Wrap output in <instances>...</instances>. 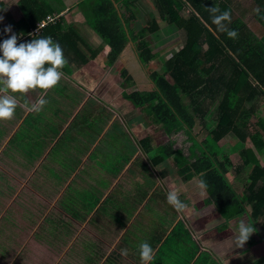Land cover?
<instances>
[{
    "label": "crops",
    "instance_id": "0c3cea01",
    "mask_svg": "<svg viewBox=\"0 0 264 264\" xmlns=\"http://www.w3.org/2000/svg\"><path fill=\"white\" fill-rule=\"evenodd\" d=\"M77 22L80 24L81 20ZM84 28L92 40L97 38ZM24 31L21 26H13L17 36L25 35ZM10 35L0 34V43ZM104 55L102 51L90 60V68L86 70L75 66L67 72L62 70L68 87L57 85L46 93L40 89L27 94L8 93L16 96L19 106L11 120H0V264H141L138 245L142 241L150 243L155 250L150 264H175L171 259L179 264H234L239 257L238 250L226 247L230 251L226 258L221 252L225 247L221 229L227 222L216 221V209L198 210L201 203L193 196L194 189L180 183L186 192L182 201L187 208L183 212H171L167 219L169 212L162 209L163 201L159 197L156 202L152 196L157 194L154 191L158 186L163 188L160 184L155 185L144 203L140 198L138 201L123 200L136 194L137 187L145 189L141 186L145 176L138 174L140 165L136 161L139 156L135 158V152L139 150L126 154V149H122L125 148L124 139L122 148L117 142L120 124L125 122L120 112L121 104H125L129 114L136 115L133 118H140L139 111L122 97L123 92L129 88L133 91L135 86L122 88L120 74L114 72L121 61L127 63L130 53H121L109 66ZM128 61L131 65L130 58ZM132 70L142 75L137 68ZM93 71L94 77L86 79V73ZM41 95L48 104L39 113L30 111L31 103ZM104 103L108 105V113L101 116L99 108ZM114 124L116 130L107 138L106 130ZM155 128L152 125L149 133L141 138L146 139L143 143L137 144L136 135L130 133L129 140L135 143L133 147L141 150L139 155L147 156L148 149L160 146L149 145L151 139L159 137ZM68 130L71 134L60 142ZM107 159L111 160L110 167H107ZM148 169L157 172L153 167ZM168 175L171 173L164 178L157 176L166 185L170 182ZM105 176L112 179L125 176L127 180L124 185L120 179L114 184ZM101 180L104 183L100 184ZM58 188L59 192L54 193ZM22 189H27L26 205L24 198L18 197L23 194ZM55 197L65 211L57 210L47 216L45 203ZM10 202L17 205L11 206ZM35 203L41 211L33 217L34 213L28 209ZM149 208L154 209L151 213L154 218L161 219L162 229L158 234L157 229L144 220V210ZM241 218L250 223L249 215ZM113 221L120 224L111 225ZM237 221L236 216L233 217L228 221L229 226L236 224L238 227L240 221ZM127 235L129 239H125ZM251 236L262 242L263 252V255L252 252L251 259L262 258L259 264H264V240L255 232ZM123 248L128 250L127 256L121 255ZM251 250L246 249L248 253ZM248 260L247 257L246 263Z\"/></svg>",
    "mask_w": 264,
    "mask_h": 264
},
{
    "label": "trees",
    "instance_id": "16d2710c",
    "mask_svg": "<svg viewBox=\"0 0 264 264\" xmlns=\"http://www.w3.org/2000/svg\"><path fill=\"white\" fill-rule=\"evenodd\" d=\"M217 1L155 0L161 21L157 18L146 21L139 19L135 0H74L73 8L81 14L79 24L61 15L66 10L63 0H19L23 15L14 25L21 26L24 34H28L45 22L39 34L28 38V42L51 36L61 45L67 59L62 69L65 72L73 66L90 68L88 62L102 51L108 66L125 51L133 55L137 69L142 72L138 85L146 90L123 92L122 97L139 108L142 118L153 120L164 133L171 135L175 130L184 129L192 142L190 157L171 144L148 149L150 165L164 178L171 171L167 166L160 169L159 166L174 164L181 183L194 189L193 196L201 203L198 210L216 209V221L227 222L221 229L225 246L221 252L226 258L230 253L226 247L232 246L242 255L246 249L260 244L251 236L243 247L236 245L237 226L231 227L228 222L235 216L241 221L242 215H249L256 235L264 240V164L260 161L264 149V104H255L258 98L264 97V35L254 38L239 18L246 10L241 5L243 0H222L221 6L216 5ZM251 1V11L259 9L255 18L264 26V0ZM229 4L241 15H235ZM213 6L221 12H231L227 27L238 32L237 38H230L213 23L209 11ZM187 9H190L187 16H180ZM84 26L97 38L92 40ZM181 30L186 36L184 47L166 59L153 46L151 37L165 32L169 43ZM118 67L124 69L119 72L121 87L136 86L138 80H132L125 72L130 65L121 61ZM228 136L243 145L234 163L227 157L228 148L223 149ZM150 171L143 172L141 186L152 181ZM58 192L59 188L54 190ZM154 192L157 193L152 195L154 198L167 199L161 186ZM144 193V189L137 187L136 194L123 200L138 201ZM260 252L263 255L258 248L256 253ZM256 259L254 264H259L262 258Z\"/></svg>",
    "mask_w": 264,
    "mask_h": 264
},
{
    "label": "rangeland",
    "instance_id": "374dc122",
    "mask_svg": "<svg viewBox=\"0 0 264 264\" xmlns=\"http://www.w3.org/2000/svg\"><path fill=\"white\" fill-rule=\"evenodd\" d=\"M18 1L19 0H0V16L4 17L3 21H0V34L1 35L8 34V33H4V31H3L5 26H7V25H12L13 26L15 24V22L18 21L21 18V16L23 15L22 11L19 8ZM63 1H64V4H65L66 10L63 13H61V15H63L64 18H66V19L70 18V20H74V19H77V21L80 20L81 19V14L79 13V10H77L76 8H73L74 0H63ZM223 2L224 1H222V0H218L216 5L217 6H221V5H223ZM251 3H253L251 0H243L241 2V5L244 6V8L246 9L245 11H243L244 12V13H242L243 15H241L239 13L240 11L234 10V7H233L232 4H229V8L234 11L235 15H241V17H239V18L244 21V23L246 24L247 28H249V30L251 31L253 37L256 38V39H260L264 35V26H262L257 21L258 19L256 20V18H255L256 11H251V7H252ZM134 6H135V8L137 10V14L140 15L139 19H142V20L145 19L147 21V20H150L151 18H157L159 21H161L160 20L161 13H160V10L158 9V7H156L155 0H135ZM189 12H190V9H187L186 13L180 12V16H187L186 14H188ZM55 17H57V16H55ZM69 23H70V21H69ZM81 23H82V21H81ZM160 23L162 25L165 24L164 22H160ZM185 39H186L185 31L181 30V32H178L177 35L174 36V39H172L169 43H168L169 39L166 38L165 32H163L160 36H152L150 40H151L153 46L157 50H160L162 52V54L165 55L166 59H169V58H171L174 55V52H177V50H179L184 45V40ZM129 58L131 60V62H130L131 63L130 70L133 67L137 68V65H135V61L133 59V55L131 53L128 56V58L126 59L127 63H128ZM121 71H124V69L121 68V67H116V70L114 72L115 73H117V72L119 73ZM80 72H82V71H80ZM125 72H127V74L130 75L132 80L133 79H136V80L139 79L140 75L138 74V72L136 70L128 71V67H127ZM94 75H95V72L93 71V72L86 73L85 77H86V79H89V78H93ZM139 82H140V80L137 81V85L134 88L137 91L144 92L142 90H146V89H141L139 87V85H138ZM58 85H65L66 87H68L67 84L65 83L64 78L61 79V81L58 83ZM132 89L133 88L127 89L126 93H129ZM68 91H70L69 88H68ZM119 93H120V90H119ZM252 103H253V101L251 103H248L247 107H249ZM111 104H112V102H111ZM114 104L118 105V102L114 103ZM255 104L256 105H263L264 104V97L263 98L262 97L258 98L256 100ZM124 105L125 104H121L120 112L123 113V116L125 118V122L120 124V128H119L120 133L118 135L119 138L117 139V142H119V145L122 148L124 146V144L122 142V139H124L125 148L123 147L122 149L123 150L126 149L125 150L126 154L128 153V154L131 155L137 149L139 150V152L137 154L135 152V158H136V155L139 156L138 157V161H136V163L140 165V171H138V174L141 175L143 172L149 173L148 172V167L149 168L152 167L150 165V162L148 161V159L150 157V154L146 153L147 156H145L144 154H142V155L140 154L139 155L141 150L139 149V147L138 148L137 147L136 148L133 147V144H135V143L133 141L129 140L130 133L136 135V141H137V144H138V143H140L141 138L144 135H146L147 133H149L150 127H152V125H153L154 128L156 127L155 129L158 132L159 137H157L158 139L157 138L155 140L151 139L149 141V145L151 147L155 148L158 145L171 144L174 149H180V150H182L183 154L186 157H190V152L189 151H190V146H191L192 142H191V139H190L191 136L188 134V132H186V130H184V129H181V130H178V131L175 130L171 135H169L167 133H165V135H164L163 131L159 129V126H156V124H154L153 120L142 118V115L140 114V112L138 114V117L140 119L133 118L132 116H136V115L129 114L127 112V109L124 108ZM106 106H108V105L104 103V104H102V107L99 108V111H101L103 113V114H101V116L102 115H107L108 110L106 109ZM136 111H139V108H136ZM71 129H73V128L71 127ZM115 130H116V124L112 125V127L110 128L109 131L106 130V137L109 138L111 136V134H112V131H115ZM198 130H199L198 126L195 127L194 131L196 133L198 132ZM69 134H71V131L70 130L66 131V134L63 135V138H62V140L60 142H63L64 141V137L69 135ZM199 136L201 137V135H199ZM227 148H228V152H229L227 154V157H228L229 161H231L233 163L236 162V160H237L236 154H239V151L242 150L243 145L241 143H239L238 141H236L234 139V137L228 136L226 138V143H224V146H223V149H227ZM231 148H233V150H231ZM30 149H32V147ZM108 156L110 157L111 155H108ZM260 159H261L260 161H262L263 164H264V149L262 150V156H261ZM110 163H111V160L107 159V162H106V164H108L107 167H110ZM143 163H145L146 165H144ZM173 165H169V164H166V163L164 165H161L162 168L167 166L168 169H170V171H171V175H168V178L170 179V182L167 181L166 185H164L162 183V180L156 174H154V173H156L155 170L152 169L150 171V174H151V177H152V181H150L149 184L146 183V186H144L145 187L144 190L146 191V193H144V194H142V196H140V201L141 202L143 201V203H144L148 199L147 197L149 195H151L155 185H159V184L162 185L163 188H165V192L166 193L170 189H177L180 192V199L182 200V198H186V196H183L186 192L183 189L182 185L180 184L181 181H180L179 177L177 176L176 168ZM135 175H137V174H135ZM169 176H171V177H169ZM105 177H106V179L109 182H111L112 178H109L107 176H105ZM119 179L121 180V184L122 185H124L123 184L124 180H127V179H125V176L123 178L115 177V179L114 178L112 179V183L115 184V182L118 181ZM163 181H166V179L163 180ZM102 183H104V182L101 180L100 184H102ZM112 183H110V184H112ZM124 188H126V187H124ZM131 189H132V187H131ZM21 191L23 192V194H19L18 197H20V199H23L25 197V195L27 194L26 193L27 189H22ZM132 192H135V191L132 189ZM43 195H46L45 191H43ZM49 195H51V194H49ZM36 196L39 198L38 195H36ZM57 198L55 197V199H52V200H50V202H46L45 203V205H46L45 213L48 214L47 216L55 214L57 212V210H60V212L65 211V209H63L57 203ZM87 198L90 201V198L89 197H87ZM164 200H167V199H164ZM164 200H163V203H162V206H163L162 209L169 212V214L166 216V219H167L169 217V215L171 214V212L172 213H176L177 210L175 208H173L170 204H169V208H168V206H166V203L164 202ZM39 201L42 202L41 200H39ZM155 201L159 202L158 199H156ZM27 202H28V200H26L24 198V204L25 205L27 204ZM151 202L153 203L154 199H152ZM10 204H11V206L17 205V203H12V202H10ZM37 204L38 203H35L32 207H30V209L27 208L28 210H30L31 212L34 213L33 217H35V215H37L38 211H41V210H38V209H40V207L37 206ZM153 211H154L153 208L146 209V210H144V215L143 216H144V220H146L149 224H151L154 228L157 229L156 234H158L161 231V229H162L161 228L162 222H160L161 219H156V218H154L152 216L151 213ZM66 219H68V218H66ZM165 221H167V220H165ZM116 224H120V223H115V221H113L111 225H116ZM178 229H179V227H178ZM129 237L130 236L127 235L125 237V239H129ZM145 239H148V238H145ZM256 242L260 243V240L257 239ZM193 246H195V245L193 244ZM258 248H261V244H258L257 246L253 247L252 250L249 251V253H248V251H246V252H244V254L239 255V257L234 260V264H238V263L239 264H254L256 262V258H252L251 259L252 252L256 253V250ZM256 256L257 255L255 254V257ZM247 257H248L249 260L246 263ZM171 261H173L175 264H179L177 261H175L173 259H171Z\"/></svg>",
    "mask_w": 264,
    "mask_h": 264
},
{
    "label": "clouds",
    "instance_id": "9594fccd",
    "mask_svg": "<svg viewBox=\"0 0 264 264\" xmlns=\"http://www.w3.org/2000/svg\"><path fill=\"white\" fill-rule=\"evenodd\" d=\"M209 11L212 14L213 23L221 32H226L233 39L238 37L236 30L227 27V24L231 23V12L229 10L221 12L218 7L213 6ZM256 11L258 12L259 9H256ZM3 19L4 17L0 16V21H3ZM3 31L11 35L0 43V51H2V56H0V120H11L14 117L16 108L19 106V102L15 95L8 93L27 94L29 91L36 89L43 90L46 93L48 90L55 88L63 77L62 69L67 64V59L61 45L51 36L18 44V37L28 36L31 31L28 34L17 36L13 32L12 25L5 26ZM28 38H31V36ZM183 47L184 45L179 50ZM48 102L41 95L35 102L31 103L29 110L39 113ZM200 186H204L203 182ZM179 197L180 192L177 189H170L167 192V202L177 212H183L187 205ZM254 232H256V228L253 224L241 220L236 229V245L243 247ZM138 250L141 264H150L153 261L155 250L150 243L142 241L138 245ZM121 255L127 256L128 250L126 248L121 249Z\"/></svg>",
    "mask_w": 264,
    "mask_h": 264
},
{
    "label": "built area",
    "instance_id": "2783aa9c",
    "mask_svg": "<svg viewBox=\"0 0 264 264\" xmlns=\"http://www.w3.org/2000/svg\"><path fill=\"white\" fill-rule=\"evenodd\" d=\"M44 25H45V22H43L42 24H40L38 28H36L33 31H31L28 36H20V37H18L17 43L19 44V43H23V42H28L27 41L28 40V37H30V36L32 37L33 35L39 34L40 28L42 26H44Z\"/></svg>",
    "mask_w": 264,
    "mask_h": 264
}]
</instances>
